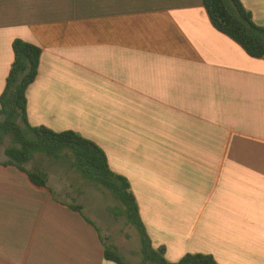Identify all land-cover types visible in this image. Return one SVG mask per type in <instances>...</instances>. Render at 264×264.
Segmentation results:
<instances>
[{"label": "crops", "instance_id": "0c3cea01", "mask_svg": "<svg viewBox=\"0 0 264 264\" xmlns=\"http://www.w3.org/2000/svg\"><path fill=\"white\" fill-rule=\"evenodd\" d=\"M239 1L264 27V0ZM15 40L41 50L29 126L100 147L169 263L264 264V58L218 32L201 0H0V96ZM24 168L48 189L0 164V264H115L105 249L141 264L107 192L43 155Z\"/></svg>", "mask_w": 264, "mask_h": 264}, {"label": "trees", "instance_id": "16d2710c", "mask_svg": "<svg viewBox=\"0 0 264 264\" xmlns=\"http://www.w3.org/2000/svg\"><path fill=\"white\" fill-rule=\"evenodd\" d=\"M212 26L254 59L264 58V27L253 23L239 0H201ZM14 62L0 96V145L11 140L4 150L3 167H14L28 178L32 186L47 190L45 177L27 171L24 164L39 154L75 170L87 183L107 192L115 201L109 208L113 217H124L140 240L141 264H217L204 254H187L177 263L165 259V248L154 249L141 221L135 197L128 181L114 174L103 150L94 142L72 131L54 132L46 127H31L26 115V90L38 74L39 47L15 40L12 44ZM81 212L79 207H71ZM104 257L115 264H129L119 254L105 249Z\"/></svg>", "mask_w": 264, "mask_h": 264}, {"label": "rangeland", "instance_id": "374dc122", "mask_svg": "<svg viewBox=\"0 0 264 264\" xmlns=\"http://www.w3.org/2000/svg\"><path fill=\"white\" fill-rule=\"evenodd\" d=\"M10 143H11V140H10V138L9 137H6L5 138V140H4V142H3V144L2 145H0V156L3 154V151L5 150V148L8 146V145H10ZM127 232H128V230H126ZM125 237H126V235H125ZM138 254V253H137ZM136 254V255H137ZM137 258L139 259V256L137 255ZM133 264V263H132Z\"/></svg>", "mask_w": 264, "mask_h": 264}]
</instances>
